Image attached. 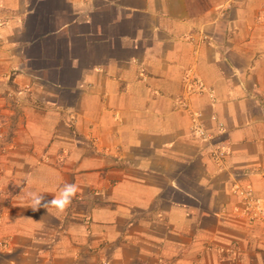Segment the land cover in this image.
<instances>
[{
  "label": "crops",
  "instance_id": "1",
  "mask_svg": "<svg viewBox=\"0 0 264 264\" xmlns=\"http://www.w3.org/2000/svg\"><path fill=\"white\" fill-rule=\"evenodd\" d=\"M263 17L264 0H0V264H264L233 194L264 203ZM65 184L67 209L31 210L26 192Z\"/></svg>",
  "mask_w": 264,
  "mask_h": 264
},
{
  "label": "built area",
  "instance_id": "2",
  "mask_svg": "<svg viewBox=\"0 0 264 264\" xmlns=\"http://www.w3.org/2000/svg\"><path fill=\"white\" fill-rule=\"evenodd\" d=\"M192 84L194 87L192 86L190 88L191 90L197 89L200 92L204 91V88L199 85L198 81H194ZM220 128H223L222 124H220ZM198 129L196 132L202 137H206V132L203 128ZM214 158L216 162L221 164L224 161L225 152L217 149L214 152ZM233 194L237 196L243 204L242 212L238 213L243 218L247 219L250 224H262L264 226V203L255 198L253 189L250 187L244 188L239 183H236L233 189Z\"/></svg>",
  "mask_w": 264,
  "mask_h": 264
},
{
  "label": "clouds",
  "instance_id": "3",
  "mask_svg": "<svg viewBox=\"0 0 264 264\" xmlns=\"http://www.w3.org/2000/svg\"><path fill=\"white\" fill-rule=\"evenodd\" d=\"M78 192L76 184H65L59 189V194L51 201H47L42 194L36 191H28L25 193V199L29 201L31 210L33 212L39 211L41 208L49 209L56 208L63 212L67 209Z\"/></svg>",
  "mask_w": 264,
  "mask_h": 264
},
{
  "label": "rangeland",
  "instance_id": "4",
  "mask_svg": "<svg viewBox=\"0 0 264 264\" xmlns=\"http://www.w3.org/2000/svg\"><path fill=\"white\" fill-rule=\"evenodd\" d=\"M264 18V17H263ZM264 22V19H262V23ZM13 129L10 128V132H5L0 130V152H4L9 144H10V139L13 136Z\"/></svg>",
  "mask_w": 264,
  "mask_h": 264
}]
</instances>
